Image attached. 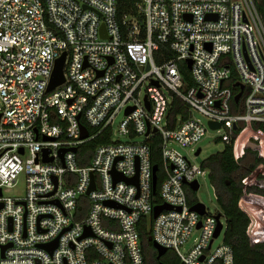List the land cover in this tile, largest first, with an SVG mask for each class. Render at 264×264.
Here are the masks:
<instances>
[{
  "label": "built area",
  "instance_id": "1",
  "mask_svg": "<svg viewBox=\"0 0 264 264\" xmlns=\"http://www.w3.org/2000/svg\"><path fill=\"white\" fill-rule=\"evenodd\" d=\"M63 53L65 81L48 91ZM176 100L186 117L172 116ZM192 111L220 123L227 144L238 127L264 124V23L254 0H138L122 18L117 0H0V264H145L144 217L178 264H235L230 245L214 246L222 215L191 209L203 164L169 148L206 135ZM119 114L117 135L129 142L112 140ZM22 178L24 195L7 194ZM160 205L171 209L154 218Z\"/></svg>",
  "mask_w": 264,
  "mask_h": 264
},
{
  "label": "trees",
  "instance_id": "2",
  "mask_svg": "<svg viewBox=\"0 0 264 264\" xmlns=\"http://www.w3.org/2000/svg\"><path fill=\"white\" fill-rule=\"evenodd\" d=\"M254 1L264 23V0ZM137 2L138 0H117L119 17L136 14ZM184 75L185 79L191 82L186 67L184 68ZM171 112L172 116L183 113L186 117L183 104L179 100H176ZM246 131L251 132V135L247 137V143L250 141L256 144L257 149L249 145L244 146L245 144L243 146L239 145V140ZM262 139H264V124L253 123L250 126H240L234 132L232 141L229 144L225 143L222 152L211 155L203 162V167L210 171V183L215 190L217 202L227 219L224 241L234 251L235 264H264V242L253 243L251 241L249 231L254 224V219L243 207L244 196L247 194L257 195L264 199V185H247L245 182L264 167V141ZM220 140L222 141L221 138ZM100 142L99 140L92 142L88 148L93 149ZM150 146L152 149V162L161 168L159 140L155 139ZM256 177L264 184V171ZM162 180L163 175L160 169L157 192L153 199L154 203L161 202L159 188ZM190 203L194 204L195 202L190 200ZM151 222V218L144 217L137 225L145 264H155L157 254L152 244ZM173 264H178L177 257H175Z\"/></svg>",
  "mask_w": 264,
  "mask_h": 264
},
{
  "label": "rangeland",
  "instance_id": "3",
  "mask_svg": "<svg viewBox=\"0 0 264 264\" xmlns=\"http://www.w3.org/2000/svg\"><path fill=\"white\" fill-rule=\"evenodd\" d=\"M193 117L195 119L200 120L206 126V135L195 145L191 147H183L176 143H170L169 148L176 150L177 152L185 155L189 160L197 163L198 165L203 164V162L210 157L211 155L217 154L222 152L225 148V142L220 140L221 136L225 132L224 128L220 130H213L208 126V120L202 114L192 111ZM123 119V114H119L113 124L114 135L112 136V140L114 142L121 141L123 143L129 142L130 138L128 137H119L118 134V125ZM251 135L250 131L244 132L243 137L239 140V145L246 146L249 145L250 147L257 149V145L248 141L247 137ZM144 138L142 136H137L132 140L134 142H140ZM264 141V139H262ZM247 143V144H246ZM201 149V153L196 157V151ZM264 171V167L259 169L256 174L250 176L245 182L247 185H264L260 179H257V175ZM210 171L205 168V174L200 175L198 177L199 189L197 191L188 190V196L191 201L200 202L205 205L206 209L211 215L221 214V223L224 225V229L221 232L220 236L215 240L214 246L222 243L225 238V232L227 228V219L221 210L217 199L216 194L213 186L210 183L209 178ZM9 195H19L22 196L25 193V183L24 178L20 179V183L17 187L13 189H9L6 191ZM243 207L250 213V215L254 219V224L251 227L250 234H251V241L253 243L257 242H264V199L252 194H247L244 196L243 200ZM200 232L195 230L190 239L184 245L182 251L189 249L192 247L198 238ZM175 254V253H174ZM177 257V255L175 254Z\"/></svg>",
  "mask_w": 264,
  "mask_h": 264
},
{
  "label": "water",
  "instance_id": "4",
  "mask_svg": "<svg viewBox=\"0 0 264 264\" xmlns=\"http://www.w3.org/2000/svg\"><path fill=\"white\" fill-rule=\"evenodd\" d=\"M65 59H66V54L63 53V55L56 61L55 68H54V71H53V75H52V78H51V81H50V84H49V87H48V91H52L57 86H59L62 83H64V81H65V79H64ZM187 64H188V67H191V62L190 61H188ZM241 89H242V87H241ZM241 95H242V92H239L235 96V98H234L235 102L239 101ZM208 126L211 129H213V130L221 129V124L218 123V122H214V121H209L208 122ZM234 128L236 129L237 127L235 126ZM82 131H83L82 138L84 139V138H86L88 136V132L85 129V127H82ZM74 151H75V149H74ZM200 153H201V149H198L196 154L199 155ZM158 169H159V167L157 165L153 166V193L154 194L157 192V184H158L157 172H158ZM115 179L116 180L123 179L126 182H130V183H135L136 184V179H130L129 180V179H125V178H123L121 176H115ZM190 186H191L193 191H197L199 189V183L197 181H194L193 183H191ZM93 189H94V185H93V182H92V185H91L90 189L88 190L87 194H89L90 191L93 190ZM170 209L171 208L169 206H167V205L156 206L154 208L153 217L156 218L163 210H170ZM191 209L196 211V212H198L201 215L205 214V212H206L205 205L200 203V202H196V203L192 204ZM217 218L219 219L220 215H218ZM198 227H200V224L198 225ZM221 230H222V225L219 223L218 228H217L216 233H215V236H214L215 238H217L219 236V234L221 233ZM152 244H153V247H154V249H155V251L157 253V257L158 258H160L161 256H163L166 253L167 250L165 248L160 247L155 241H152ZM3 250H4V248H3Z\"/></svg>",
  "mask_w": 264,
  "mask_h": 264
},
{
  "label": "flooded vegetation",
  "instance_id": "5",
  "mask_svg": "<svg viewBox=\"0 0 264 264\" xmlns=\"http://www.w3.org/2000/svg\"><path fill=\"white\" fill-rule=\"evenodd\" d=\"M175 257L176 256L172 251L167 250L160 258H158L156 254L155 264H173L175 262Z\"/></svg>",
  "mask_w": 264,
  "mask_h": 264
}]
</instances>
